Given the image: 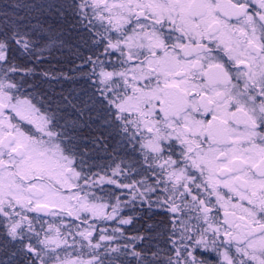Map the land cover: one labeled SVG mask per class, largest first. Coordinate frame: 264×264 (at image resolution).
I'll list each match as a JSON object with an SVG mask.
<instances>
[{"label":"snow or ice","instance_id":"snow-or-ice-1","mask_svg":"<svg viewBox=\"0 0 264 264\" xmlns=\"http://www.w3.org/2000/svg\"><path fill=\"white\" fill-rule=\"evenodd\" d=\"M0 264H264V0H0Z\"/></svg>","mask_w":264,"mask_h":264}]
</instances>
